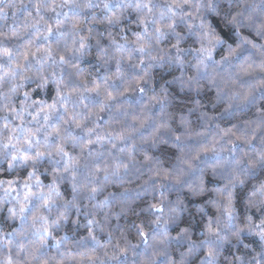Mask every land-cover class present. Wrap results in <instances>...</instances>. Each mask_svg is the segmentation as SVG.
I'll use <instances>...</instances> for the list:
<instances>
[{
  "label": "clouds",
  "instance_id": "clouds-1",
  "mask_svg": "<svg viewBox=\"0 0 264 264\" xmlns=\"http://www.w3.org/2000/svg\"><path fill=\"white\" fill-rule=\"evenodd\" d=\"M0 264H264V0H0Z\"/></svg>",
  "mask_w": 264,
  "mask_h": 264
}]
</instances>
